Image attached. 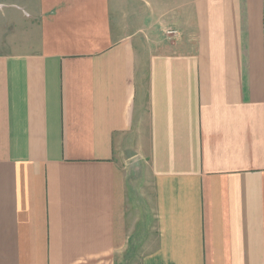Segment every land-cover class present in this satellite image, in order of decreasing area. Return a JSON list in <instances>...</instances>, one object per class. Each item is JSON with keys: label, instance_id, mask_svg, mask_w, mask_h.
I'll use <instances>...</instances> for the list:
<instances>
[{"label": "crops", "instance_id": "0c3cea01", "mask_svg": "<svg viewBox=\"0 0 264 264\" xmlns=\"http://www.w3.org/2000/svg\"><path fill=\"white\" fill-rule=\"evenodd\" d=\"M0 264H264V0H0Z\"/></svg>", "mask_w": 264, "mask_h": 264}, {"label": "rangeland", "instance_id": "374dc122", "mask_svg": "<svg viewBox=\"0 0 264 264\" xmlns=\"http://www.w3.org/2000/svg\"><path fill=\"white\" fill-rule=\"evenodd\" d=\"M154 26H155V24H154ZM156 27V26H155ZM156 30H158V28H156ZM167 31H174V29L173 28H171V26H169V27H167V28H165V30H163V31H161L162 32V35H163V37L167 40V41H170L169 39H168V34H167ZM156 32H158L159 33V30L158 31H156ZM159 34H157V36H158Z\"/></svg>", "mask_w": 264, "mask_h": 264}, {"label": "built area", "instance_id": "2783aa9c", "mask_svg": "<svg viewBox=\"0 0 264 264\" xmlns=\"http://www.w3.org/2000/svg\"><path fill=\"white\" fill-rule=\"evenodd\" d=\"M167 34L172 37L173 35L176 34V32L175 31H167Z\"/></svg>", "mask_w": 264, "mask_h": 264}]
</instances>
